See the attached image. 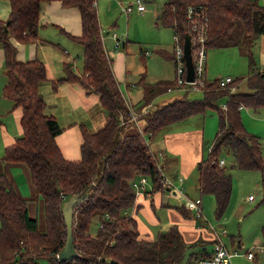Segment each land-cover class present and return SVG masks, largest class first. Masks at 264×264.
Returning a JSON list of instances; mask_svg holds the SVG:
<instances>
[{"label": "trees", "instance_id": "1", "mask_svg": "<svg viewBox=\"0 0 264 264\" xmlns=\"http://www.w3.org/2000/svg\"><path fill=\"white\" fill-rule=\"evenodd\" d=\"M8 1L9 13L0 19L5 75L1 94L11 99L14 107H21L22 132L5 146L1 160L26 166L32 198L42 199L44 228L39 229L36 219L28 214L30 198L22 195L10 178L0 172V264H43V260L46 264H177L186 248L198 242L199 264L211 257L218 238L215 230L210 234V250L206 248L207 241L201 238L192 243L184 240L177 224L169 225L155 237L142 235L136 218L128 213L135 203L130 182L135 176L144 175L152 184L150 191L160 193L165 184L144 135L149 133L151 137L163 126L203 113L208 107L217 110V130L207 155L196 163V170L200 192L214 196L216 218L223 216L232 189V175L219 163L223 149L233 156L236 167L258 170L264 182L259 136L244 126L240 116L243 106L264 107L263 69L250 63L246 75L233 77L225 87L219 85L217 77L205 83L199 98L177 97L150 109L139 115L144 120L141 131L128 114L129 107L140 112L156 95L174 86V78L148 83L142 72L138 80L142 84L141 98L136 106H128L103 46L104 32L96 0H58L62 6L79 9L81 31L69 36L82 46V70L77 73L69 61H64L65 76L50 80L41 59L18 60L14 45V41L38 40L39 17L49 0ZM188 7L192 10L189 17ZM159 13L156 22L170 26L181 41L186 32L191 34L193 27L203 24L207 48L244 43L249 49L256 37L264 35V3L259 0H165ZM158 52L172 60L173 51ZM45 80L53 88L71 81L86 93H96L106 114V122L95 131L80 124V156L76 159L66 158L56 142L62 127L55 116L44 111L45 100L39 85ZM241 81L245 83L244 90L239 89ZM228 86H234V90ZM224 95L227 100L222 108L216 100ZM91 183L87 197L73 207L72 238L78 255L60 261L57 253L66 237L61 206L71 194L79 193ZM261 203L264 204V198ZM176 207L188 216L186 207ZM95 215L98 226L91 233ZM261 230L264 235V222ZM247 251L240 253L246 257Z\"/></svg>", "mask_w": 264, "mask_h": 264}, {"label": "rangeland", "instance_id": "2", "mask_svg": "<svg viewBox=\"0 0 264 264\" xmlns=\"http://www.w3.org/2000/svg\"><path fill=\"white\" fill-rule=\"evenodd\" d=\"M143 1L145 4V10L133 11L126 16L122 11V5L126 6L129 3H133L134 0H97L99 22L104 32L105 44H107V49L110 52L109 57L112 60V64L116 65V63H118L119 66L122 67V63L118 60L117 52H121L122 55L126 57V62L124 63V68L126 67L127 70L126 78L123 81L120 79L119 83L122 91L125 93V99L127 102H129V100L132 101L134 106L137 105V100L141 98L142 94V84L137 83L142 72H145L146 80L149 82H154L153 80L165 77L168 79L175 78L173 61L158 52L159 49H165L168 51H173L174 49L172 28L170 26H163L161 24L157 25L154 23L157 20L156 13L159 8V12H161V5L164 0ZM259 1L260 3H263L262 0ZM43 10L44 9L42 7V11ZM113 32L119 39L118 45L115 44V41L112 38L113 36L111 37ZM241 34H243V32H241ZM237 37L235 38V41H237ZM73 44L75 46H79L77 43ZM214 47L215 46L206 47V49L209 50ZM212 51L220 52L212 54L211 64H208L207 66V81H212L215 78L225 76L226 74H232L233 76L230 75L232 77L244 76L249 70L250 63L251 66L255 67V61L254 64H252V61L256 60L253 48L250 47L248 49L247 45L244 43L232 44L228 45L227 48L219 50L212 49ZM249 51L251 53L250 56L248 53ZM73 56H75L76 59L80 57L77 63L76 59L74 63L72 62L73 70L80 73L82 70V53H76ZM256 62V67H261V69L264 68L263 63L258 61ZM211 70H213V73H211ZM133 80L136 81V84L134 85L130 84ZM126 84H129V86H126ZM40 86L41 83L39 85V90ZM228 87L229 89L234 90V86ZM245 88V83L241 81L239 89L244 90ZM158 96L159 97L155 96V104L157 103V105L182 96L199 98L202 96V89L179 86L171 90H166L161 94H158ZM226 100L227 95L221 96L216 100V104L220 107L226 102ZM153 107H156V105ZM100 108L101 106H96L95 112L98 113ZM79 110L76 109L73 111L79 112ZM240 116L244 126L259 136L261 150L264 155V107L254 109L252 107L243 106L240 110ZM194 117H197L196 121H199L201 126L206 122V132H209L210 129L209 121L213 119L215 121V129L212 137L207 140L204 139L203 154L205 157L208 152V147L211 145L214 138V132L217 130V110L214 107H208L203 113H199ZM203 117H205L206 120H203ZM138 120L140 125L144 124L143 118H139ZM157 137H159V134H157L154 138L157 139ZM144 138L146 139L147 144H149L148 141L150 139V148L156 162L160 165H169L176 162V160L173 161V159L170 158L171 156H174L171 154L167 155V161L162 159L163 156L160 152L159 154L157 153V149L155 148L149 133H146ZM3 153L0 154V172L5 173L10 178L14 186L17 185L18 187L21 186V188H24L21 192L22 195L26 196V198H30L28 200V214L30 217L36 219L38 228L43 229L44 218L42 211V199L41 197H38V199L32 198L34 194L33 191L30 190L27 182V180H29V174L26 166L24 163H11L6 160L1 161ZM220 158L225 160L222 165H224L226 170L232 175V189L229 203L223 216L221 218H216L214 214L213 194L203 193L209 197V199L207 198V206L204 210H202V215L200 217L195 216L194 218L196 222L200 223V225L207 229L210 233H214L215 230L216 233L220 235L227 248L231 251L235 250L238 252H245L249 248H251L254 252L256 251V258L252 260L247 259L244 255H234L233 261L236 264H264L263 245L255 246L254 244L259 241L264 243V235L261 230V226L264 222V204L261 203V199L264 198V182L262 181L261 173L258 170L236 167L233 164V156L226 152L225 149L222 150ZM12 165L20 166L12 167ZM164 172L166 174L168 173L167 167H165ZM175 185L178 188L179 186L180 188L182 187L179 182H175ZM161 192L164 193V197L168 194L166 189H163ZM248 195L254 196V199L251 201L248 200ZM174 200L175 199L172 197L170 198L171 203H175ZM164 207L166 206L157 204L152 207L155 215L160 217L158 221L154 219L153 215L150 216V219L145 218V224L148 228L146 229V232L153 237H155L159 232L165 230L168 227L167 224H170L171 218L164 211ZM194 215L195 212L189 210L188 216L193 218ZM97 223L98 215H95L90 224L91 233L96 231L98 226ZM171 224H177L179 226V223L176 221ZM222 230H225V232H222ZM183 238L185 240L184 235ZM206 243L207 247L211 249L212 242L208 240ZM200 248L201 244H199V242L190 244L189 247L186 248L184 256L177 264H199L201 259L199 254V251L201 250ZM42 262L43 264L47 263L46 260H43Z\"/></svg>", "mask_w": 264, "mask_h": 264}, {"label": "crops", "instance_id": "3", "mask_svg": "<svg viewBox=\"0 0 264 264\" xmlns=\"http://www.w3.org/2000/svg\"><path fill=\"white\" fill-rule=\"evenodd\" d=\"M262 1L264 3V0ZM9 6L8 0H0V19H5L7 17L9 13ZM43 9L44 10L41 12L38 22V40L36 42L14 41V45L16 47V58L18 60H28L34 58L41 59L45 63L46 75L50 80L65 76L66 68L64 61H69L71 69L73 70L72 66L76 59L73 55L76 53H82V46L78 42L74 41L69 35H78L80 33L81 22L80 12L76 6H62L58 0H49L44 3ZM159 10L156 13L157 20ZM128 14L125 15L128 16ZM156 21L154 23L158 25ZM112 38L114 39V37ZM73 43H77L79 46H75ZM103 46L109 55L110 52L107 49V44H105L104 35ZM227 47L228 46H215L212 49L219 50ZM250 47L253 48V53L255 54V67L257 65L256 61L264 64V35L256 37L251 43ZM212 49L206 51V75H208L207 66L208 64H211L212 54L220 52L212 51ZM117 57L122 63V67H120L118 63H116V65L112 64V71L114 77L118 81L120 90L122 91L119 80L122 79L123 81L126 78L127 70L126 67L124 68L126 57L122 55L121 52H117ZM79 58L76 59V63L79 61ZM259 68L261 69V67ZM211 73H213V70H211ZM144 77L146 82L153 83L146 80V74ZM162 79L168 78L165 77L158 80ZM158 80L153 81L155 82ZM4 82L5 75L3 73V50L0 47V154L3 153L5 146L11 144L22 132L20 125L22 109L19 106L14 107L13 101L1 94V87ZM130 84L134 85L136 84V81L133 80V82ZM126 86H129V84H126ZM40 91L45 100L44 111L47 114H52L55 116L57 122L62 127V130L56 135L55 138L61 152L68 159L78 158L80 156L79 149L81 143L80 124H84L85 127L91 131H95L103 126V124L106 122V114L100 105L98 95L96 93H86L78 83L71 81H63L59 83L57 87L53 88L51 83L48 80H45L41 82ZM122 94L125 95L123 91ZM156 97L159 96L156 95ZM156 97L148 103V111L154 108V105H160H157V103L155 104ZM138 101L139 100H137V102ZM128 103L133 105V102L130 100ZM98 105L101 106V108L100 111L96 113L95 107ZM76 109H78L79 112L73 111ZM195 115L167 124L150 137L152 138L153 144L157 149V153L159 154L160 152V154L163 156L162 159L167 161V155L171 154L174 156H171L170 158L173 159V161L176 160V162H173L169 165L161 164L164 176L174 184V186L171 188L165 185L164 189L168 191L169 195L167 194L164 197L163 192H151L150 190L152 184L148 180L146 191L135 195L134 206L128 210V213L136 218L138 230L144 236L153 237L148 232H146V229L148 228L145 224V218L150 219V216L153 215L156 221L160 219V217L155 215L154 210H152V207L157 204L166 206L164 207V211L171 218L170 224L167 225H171V223L174 221L179 223L178 227L187 242H192L198 238L203 239V241H208L211 238V233L202 227L200 223L196 222L195 219H193L194 216L193 218L184 216L176 207V205L183 206L185 197L182 193L177 191V189H180V186L179 188L176 187L175 182H179L181 184L182 191L184 190L183 193H185V195L188 197L200 198L202 210H204V208L207 206V198L209 199V197H207L205 194H202L198 188L196 163L204 157V139L207 140L212 137L213 131L215 129V121L213 118V120L209 121L210 129L209 132H206V122L201 126L200 122L196 121L197 117H194ZM202 119L206 120L205 117ZM155 134H159L157 139L154 138L156 136ZM148 143L150 147V139ZM14 166L20 165H12V167ZM165 167H167V174L164 172ZM136 178L137 176L134 177V179ZM27 182L29 184L30 190L32 191L29 180H27ZM15 187L20 193L24 189L21 188V186L18 187L17 185H15ZM171 197L175 199V203L170 202ZM189 210L190 209H186L188 214ZM254 244L255 246L263 245L264 248V243L261 241L255 242ZM204 247L205 246H202V248ZM206 248L210 250L207 246ZM235 252V255H242L238 251Z\"/></svg>", "mask_w": 264, "mask_h": 264}, {"label": "built area", "instance_id": "4", "mask_svg": "<svg viewBox=\"0 0 264 264\" xmlns=\"http://www.w3.org/2000/svg\"><path fill=\"white\" fill-rule=\"evenodd\" d=\"M133 10L136 11H143L145 10V4L143 0H134L133 3H129L126 6L122 5V11L125 14L132 12ZM188 17L191 16L192 10L191 7H188ZM199 13L197 14V16ZM199 31V32H198ZM190 35V42H191V55H192V63L194 69V76L192 80L187 79V69L186 63L184 59V52H183V41L180 40L178 34H173L174 39V49H173V56L172 61L174 63L175 69V78H174V86H169L167 90H171L173 88L181 87H195L203 89L205 87V83L207 82L206 74H205V64H206V45H205V31L204 25L200 24V27H193L192 32ZM112 36L115 39V44H119V39L116 34L113 32ZM232 76L225 75L218 77V83L220 86H226L231 80ZM124 96V95H123ZM125 99V97H124ZM128 106L130 104L125 99ZM149 104H145L140 108L139 111H135L133 108L129 107L128 114L130 115L131 119L141 130V125L139 123V115L146 113L148 111ZM222 108H225V103L221 105ZM142 131V130H141ZM219 163L222 165L224 164V159H220ZM157 167L162 174L164 184L167 187H172L174 184L167 179L163 172L161 165L157 163ZM131 186L134 189L135 195L140 194L146 191V185L148 183V178L144 175H139L136 179L131 180ZM177 189V188H176ZM180 193H182L185 197L183 202V206L187 209H190L195 212L196 217H200L202 215V208H201V201L200 198H190L185 193H183L182 188L177 189ZM249 200L253 199L252 195H248L247 197ZM225 232V230H222ZM218 235V234H217ZM248 251L245 253L248 259H252L254 257V252L252 249H247ZM236 254L235 251H231L227 248L224 244L220 235H218L217 242L213 248V255L209 258H204L201 260L200 264H236L233 261V256Z\"/></svg>", "mask_w": 264, "mask_h": 264}, {"label": "water", "instance_id": "5", "mask_svg": "<svg viewBox=\"0 0 264 264\" xmlns=\"http://www.w3.org/2000/svg\"><path fill=\"white\" fill-rule=\"evenodd\" d=\"M183 52L184 59L187 69V79L192 80L194 76V69L192 63L191 55V42L190 35L188 32L184 34L183 40ZM92 186V183L85 186L82 191L79 193L71 194L62 204L61 211L63 214V219L66 225V237L64 245L57 253V258L60 261L68 260L70 258L77 257L78 253L76 252L73 245L72 231H73V207L75 204L84 200L87 197L88 189Z\"/></svg>", "mask_w": 264, "mask_h": 264}]
</instances>
